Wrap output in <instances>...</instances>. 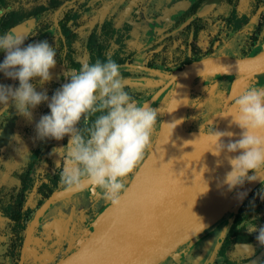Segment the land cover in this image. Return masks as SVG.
Instances as JSON below:
<instances>
[{"label":"flooded vegetation","instance_id":"flooded-vegetation-1","mask_svg":"<svg viewBox=\"0 0 264 264\" xmlns=\"http://www.w3.org/2000/svg\"><path fill=\"white\" fill-rule=\"evenodd\" d=\"M22 1L26 3L0 0V35L25 26L23 47L47 41L57 56L48 82L40 84L39 77L30 81L49 97L31 109L32 119L20 115L11 101L0 116V264H21L22 258L23 264H44L53 255L65 257L111 203L95 186L61 195L65 191L59 182L63 168L59 150L70 137L57 141L37 136L36 124L50 114L51 97L69 82L74 70L97 59L118 63L125 91L157 111L153 147L181 83L179 74L187 67L209 59L251 58L264 51V0ZM5 56L0 53V63ZM238 77L213 73L190 81L187 132L200 131L191 125L197 108H205L198 122L208 123L219 113L223 122L235 99L229 95ZM0 85L17 88L19 81L0 73ZM252 87L264 88V73L248 89ZM3 108L0 105V111ZM95 118L91 116L87 124L81 121L84 135ZM220 125L211 124L202 132L218 130ZM249 183L246 179L235 192ZM262 195L264 180L234 214L227 213L160 264H264L258 232H249L250 226L264 227Z\"/></svg>","mask_w":264,"mask_h":264},{"label":"clouds","instance_id":"clouds-1","mask_svg":"<svg viewBox=\"0 0 264 264\" xmlns=\"http://www.w3.org/2000/svg\"><path fill=\"white\" fill-rule=\"evenodd\" d=\"M24 41V37L12 31L0 35V53H6L0 73L19 81L17 88L0 85V105L4 106L0 116L7 113L11 101L20 115L31 120V109L49 97L46 92H37L30 81L39 77V83L44 84L51 79L49 70L56 65L57 50L47 41L23 47ZM48 107L50 114L43 115L36 124L38 138L60 141L70 137L67 146L59 150L63 162L61 187L71 193L95 186L103 190L113 205H118L125 191V179L151 150L157 111L137 103L125 91L120 66L111 58L106 62L97 59L74 70L69 82L51 97ZM91 116L96 118L84 135L81 121L87 124ZM228 116L242 130L239 140L225 144L223 138L234 134L214 128L204 138L210 145L206 151L216 157L225 150L240 153L227 157L231 171L225 174L223 184L232 191L242 187L246 179L256 181L264 172V88L245 90L223 115ZM200 131L202 137V126ZM249 172L255 175L249 176ZM207 190L206 187L204 192ZM249 232H258L256 239L264 246V227L253 225Z\"/></svg>","mask_w":264,"mask_h":264},{"label":"water","instance_id":"water-1","mask_svg":"<svg viewBox=\"0 0 264 264\" xmlns=\"http://www.w3.org/2000/svg\"><path fill=\"white\" fill-rule=\"evenodd\" d=\"M24 29L25 26L18 27L15 34L23 37ZM213 73L239 75L229 95L234 99L259 81V75L264 73V51L251 58L197 62L179 74L181 83L159 136L121 194L120 203L108 204L76 248L57 264H160L227 213L234 214L264 180L262 172L241 190L235 192L237 187L228 191L223 184L225 174L231 171L227 157L240 153L225 150L216 157L206 151L210 147L204 138L207 133L202 132L200 137L201 131L187 132L184 128L190 81L197 75ZM216 131L234 134L223 138L227 144L229 140H239L242 130L230 123ZM67 194L70 193L65 191L61 195Z\"/></svg>","mask_w":264,"mask_h":264},{"label":"rangeland","instance_id":"rangeland-1","mask_svg":"<svg viewBox=\"0 0 264 264\" xmlns=\"http://www.w3.org/2000/svg\"><path fill=\"white\" fill-rule=\"evenodd\" d=\"M15 4H23V3H26V1L25 2H23L22 0H15V2H14ZM205 110V108H202V109H200V108H197V109H194L193 111H192V114H191V125L193 126V127H198V128H201V126H202V129L203 128H206L207 126H209V125H211V124H215V126H219L220 125V123L222 122V118H221V116H222V114L221 113H219V114H217V115H215V116H213L212 117V119H211V121H209L208 123H204V122H198L199 120V118H200V116H202V112ZM224 115H227V112L224 114ZM198 120V121H197ZM192 121H194V122H192ZM230 121V122H229ZM231 121H232V117L231 116H228V117H223V122H222V124L220 125V127H223V126H225V125H227V124H230L231 123ZM135 171V170H134ZM133 175H134V172L129 176V177H127L126 179H125V181H124V183L125 184H127V183H129L130 182V180H131V178H133ZM90 234V232H87V235H89ZM85 235H86V231H83V233L80 235V240L81 239H83L84 237H85ZM83 242V241H82ZM55 257V258H54ZM64 258V253H62V254H59L58 256L56 255H53L52 256V259L50 258V260L48 261V262H45L44 264H55V263H57V262H59L60 260H62ZM221 264V263H220Z\"/></svg>","mask_w":264,"mask_h":264},{"label":"bare ground","instance_id":"bare-ground-1","mask_svg":"<svg viewBox=\"0 0 264 264\" xmlns=\"http://www.w3.org/2000/svg\"><path fill=\"white\" fill-rule=\"evenodd\" d=\"M230 122V121H229Z\"/></svg>","mask_w":264,"mask_h":264}]
</instances>
